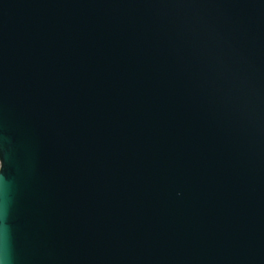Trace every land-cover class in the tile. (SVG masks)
Instances as JSON below:
<instances>
[{
  "label": "water",
  "instance_id": "obj_1",
  "mask_svg": "<svg viewBox=\"0 0 264 264\" xmlns=\"http://www.w3.org/2000/svg\"><path fill=\"white\" fill-rule=\"evenodd\" d=\"M0 264H264V0H0Z\"/></svg>",
  "mask_w": 264,
  "mask_h": 264
}]
</instances>
